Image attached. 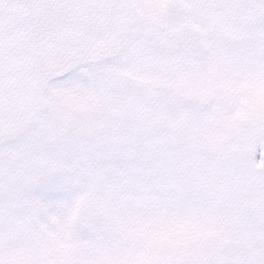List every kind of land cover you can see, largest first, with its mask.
Here are the masks:
<instances>
[{
  "label": "snow or ice",
  "instance_id": "1",
  "mask_svg": "<svg viewBox=\"0 0 264 264\" xmlns=\"http://www.w3.org/2000/svg\"><path fill=\"white\" fill-rule=\"evenodd\" d=\"M0 264H264V0H0Z\"/></svg>",
  "mask_w": 264,
  "mask_h": 264
}]
</instances>
